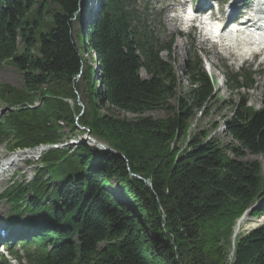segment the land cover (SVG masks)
Listing matches in <instances>:
<instances>
[{"label": "trees", "instance_id": "trees-1", "mask_svg": "<svg viewBox=\"0 0 264 264\" xmlns=\"http://www.w3.org/2000/svg\"><path fill=\"white\" fill-rule=\"evenodd\" d=\"M81 4L0 0V63L9 61L23 81L13 93L0 86V98L19 105L0 115V140L9 150L55 145L64 137L59 121L72 130L81 118L83 135L89 130L116 151L86 143L47 149L32 179L3 191L15 217L29 214L21 264H224L213 239L225 215L237 220L264 196L260 163L244 159L264 155V103L257 111L236 105L224 122L232 142L207 129L189 133L215 95L200 58L181 70L189 87L179 94L177 73L160 56L171 43L149 0H101L85 24ZM225 78L231 89L253 85L250 73ZM78 80L98 114L92 119L65 102ZM151 110L166 116L140 115ZM139 135L157 151L137 145ZM250 216H264V203ZM231 264H264V224L238 238Z\"/></svg>", "mask_w": 264, "mask_h": 264}, {"label": "rangeland", "instance_id": "rangeland-1", "mask_svg": "<svg viewBox=\"0 0 264 264\" xmlns=\"http://www.w3.org/2000/svg\"><path fill=\"white\" fill-rule=\"evenodd\" d=\"M149 2L153 9H156L157 12L161 13L160 24L164 42L172 40L169 41L171 43L170 51H163L161 52L160 56L162 57V59L168 61L177 73L178 90H180L178 93L181 94L186 88L189 87V84L182 74L181 70L186 66L187 63L192 61L195 55L200 58L204 70L208 73L213 83L215 95L213 99H211L207 104V112L204 115H200L198 113L191 120L188 132L193 133L198 129H207L211 137L220 139L223 143L232 142L233 140L231 139V137L225 133L224 122L226 119L231 117L232 111L235 110L236 105L245 103L247 109L257 111L264 103V60L262 62H259L260 58L255 57L253 59L250 57V60L244 61L243 63L240 62L241 65L237 62L231 63V61L229 60L221 63L218 59V56L215 55V52L207 45L200 44L199 41L194 38L195 35L192 34L189 37L185 36L186 28L179 24V15L175 13V10H178V6H174V0H150ZM84 3L85 12L87 11L84 15L85 20L88 18V14H90L89 17L91 20L93 12H95L96 10L97 2L94 0H84ZM47 17L48 16H46V18ZM74 27L75 29H77L78 27H80V24L76 22L74 24ZM43 28H45V26ZM202 42L205 43L206 41L203 40ZM204 51H207L206 54L204 53ZM223 53L226 54L224 51ZM84 54L85 57L88 58L89 52H86ZM208 60L216 64L215 70L211 71L212 73H210V69H208ZM89 62L93 64L94 67H96V64L94 62ZM226 71L230 74L235 73L236 71L240 72L243 75L251 73L253 85L249 87V89H231L230 85H227L228 82L226 78L219 74V72ZM142 75L145 76L143 72ZM78 83L80 84V87L78 86L77 89L75 88L76 90L74 91V97L66 99L65 102H67L69 106L73 107V111H77V113H79L78 117L85 116L87 119H92L94 114H97V112L93 109L94 104L92 103V99L87 96V91L83 89L82 80H78ZM1 85L7 86L11 90V93H13L14 91L23 90L21 73L12 64H10L9 61L0 63V86ZM171 101L173 102V99ZM39 104L40 102H36L34 106ZM18 106V104H8L5 99L0 98V115H4L7 111L15 110ZM114 115L119 118L125 117L128 119L136 117V115H130L121 111H114ZM140 115L152 116L154 118H163L166 116V113L160 110H151L146 111ZM80 120L81 118L77 120L75 127L72 130L66 128L64 122L59 121V125L62 127V132H64V137L55 145L53 144L40 146H46L43 148H61L70 147L71 145H75L73 143H78L80 141L83 142V138L86 135H83L81 133V129H83L84 127L81 126L82 122ZM213 124H216V126L213 127ZM84 139V142L86 144L92 147H96L94 144L90 143L89 140H87L86 138ZM120 140L123 143H126L127 141L129 142V139L126 138H120ZM101 141L104 146H107L110 150L115 151L110 146H108L106 140L101 139ZM134 142L141 147L144 146L146 151H148L150 154L157 151V148L149 144L147 141L142 140L140 135L136 137ZM9 144L10 143L6 140H0V170L1 168L5 170L7 169L5 172L0 174V193L5 190L13 181L20 182L23 179H32L35 173V167L39 166L38 158L41 153H21L22 156H20L18 160H15L13 164L10 165V163L12 162L10 158H13V155L15 153L26 150L32 151L33 149L15 148L14 150H9ZM177 146H185V142L182 138L177 141ZM244 159L258 160L261 166L262 178L264 179V155H246ZM7 162L9 164H6ZM137 177L140 178V176ZM146 182L149 186L151 185L149 180H146ZM110 186H112L113 189H119L115 182H111ZM259 200H262V202L264 203V196ZM0 212V220H4L9 215H11V208L7 201L0 200ZM244 213L237 220L234 219V217L231 218V215H225L224 223L221 226L219 233H217L216 238L213 239L214 246L220 248L223 251L224 264H231L233 259L234 245L238 238L248 231L252 230L253 228L264 224V220L261 218V216L251 217V213L248 215H244ZM27 217L28 215H23L21 219H26ZM243 217H246L245 221L240 224L239 231L235 235L234 228L237 225L238 221ZM74 239L75 237L73 236V240ZM18 242L19 241L17 239L15 243L18 244ZM16 244H14L13 246L17 247ZM20 255L21 254H19V256ZM11 263L16 264L13 260H11Z\"/></svg>", "mask_w": 264, "mask_h": 264}, {"label": "bare ground", "instance_id": "bare-ground-1", "mask_svg": "<svg viewBox=\"0 0 264 264\" xmlns=\"http://www.w3.org/2000/svg\"><path fill=\"white\" fill-rule=\"evenodd\" d=\"M174 1H176V0H174ZM192 1H193V0H184V1L182 2V4H180L181 12L183 11L184 6H186V5L189 4V3H192ZM172 3H173V1H172ZM236 3H237V1H235V0L231 3V7H230V10H229V12H230V13H229L230 20L233 19V18H234L233 20H236L235 17L237 16V14L240 13V11H237V10L235 9ZM170 5H171V4H170ZM170 7H171V6H170ZM200 8H201V7H200V5L198 4L196 10H198V9H200ZM172 9H173V8H172ZM219 19H225V16H220ZM230 20H228L226 23H224V25H225V24L227 25V24L230 22ZM86 21H88V18L86 19ZM226 27H227V26H225V27L223 28V30H225ZM205 41H206V40H205ZM227 44H228V43H226L224 39H221V43H220V45H219L220 49H221L222 51H224L226 54H228V55H230V56H233V57H234V56H239V55H240V53L238 52V48H237V47L229 46V45H227ZM263 50H264V48H263ZM41 151H42L41 149H39V148H35V149H33L32 151L26 150V151H22V152H17V153H15V154L13 155V158H10V160H12V162L10 163V165H12L13 162H14L15 160H18V159L20 158V156H22L21 153H25V154H28V153H31V154H38V153H40ZM6 164H9V163L7 162ZM6 170H7V169H6ZM6 170L1 168V170H0V174H2L3 172H5ZM245 218H246V217H245ZM245 218H244V217L241 218V219L238 221L237 225L235 226V228H234V234H235V235H236V233L239 231L240 224H241L242 222L245 221ZM261 218L264 220V216H261ZM261 218H260V219H261ZM246 221H247V220H246ZM258 223H259V222H258ZM258 225H259V224H258ZM227 258H228V257H227Z\"/></svg>", "mask_w": 264, "mask_h": 264}, {"label": "water", "instance_id": "water-1", "mask_svg": "<svg viewBox=\"0 0 264 264\" xmlns=\"http://www.w3.org/2000/svg\"><path fill=\"white\" fill-rule=\"evenodd\" d=\"M84 138L89 140L90 143L94 144L96 147H98L100 149H104V150H107V151H112L107 146H104L102 143L98 142L95 138H93L90 135V131L89 130H87L86 136ZM112 152L116 153L115 151H112ZM261 203H262V200H259L249 210L245 211L244 215H248V214L252 213L253 210L256 209Z\"/></svg>", "mask_w": 264, "mask_h": 264}]
</instances>
